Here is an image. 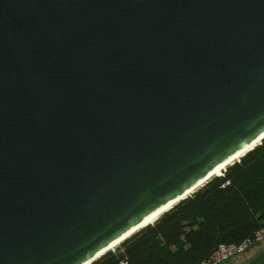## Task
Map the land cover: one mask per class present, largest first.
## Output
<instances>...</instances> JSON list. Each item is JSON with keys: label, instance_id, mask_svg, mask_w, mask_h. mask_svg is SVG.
Returning <instances> with one entry per match:
<instances>
[{"label": "water", "instance_id": "1", "mask_svg": "<svg viewBox=\"0 0 264 264\" xmlns=\"http://www.w3.org/2000/svg\"><path fill=\"white\" fill-rule=\"evenodd\" d=\"M263 134L264 0H0V264H91Z\"/></svg>", "mask_w": 264, "mask_h": 264}, {"label": "trees", "instance_id": "2", "mask_svg": "<svg viewBox=\"0 0 264 264\" xmlns=\"http://www.w3.org/2000/svg\"><path fill=\"white\" fill-rule=\"evenodd\" d=\"M263 227L264 139L91 264H200L219 245L241 243Z\"/></svg>", "mask_w": 264, "mask_h": 264}, {"label": "built area", "instance_id": "3", "mask_svg": "<svg viewBox=\"0 0 264 264\" xmlns=\"http://www.w3.org/2000/svg\"><path fill=\"white\" fill-rule=\"evenodd\" d=\"M264 241V227L253 238L246 239L241 243L221 244L213 254L200 264H223L232 256L242 253L255 243Z\"/></svg>", "mask_w": 264, "mask_h": 264}, {"label": "bare ground", "instance_id": "4", "mask_svg": "<svg viewBox=\"0 0 264 264\" xmlns=\"http://www.w3.org/2000/svg\"><path fill=\"white\" fill-rule=\"evenodd\" d=\"M264 136V134H263ZM263 138V137H262ZM260 138L253 144L251 145L249 148L239 152L237 155H235L233 158L227 160L226 162L218 165L209 175V177L206 179H210L211 177L215 176V175H221L223 174L224 170L228 167V165H230L232 162L238 160L244 153V151L250 149L253 146H256V144H258L260 142ZM206 182V181H205ZM190 193V192H189ZM176 203V201L170 202L168 204H166L165 206L161 207L160 209H158L157 211L151 213L150 215H148L142 222L141 224H139L136 228H134L133 230L129 231L127 234H125L124 236H122L121 238L117 239L116 241H114L113 243H111L107 248H105L102 252H106L108 250H112L114 249L120 242H122L126 237H128L130 234H133L135 231H137V229H140L144 226H147L149 223H153L156 219H158V217L160 215H162L165 211H167L171 206H173Z\"/></svg>", "mask_w": 264, "mask_h": 264}, {"label": "rangeland", "instance_id": "5", "mask_svg": "<svg viewBox=\"0 0 264 264\" xmlns=\"http://www.w3.org/2000/svg\"><path fill=\"white\" fill-rule=\"evenodd\" d=\"M264 250V242L250 246L247 250L242 253H238L232 256L229 260L223 264H245L253 258L256 251Z\"/></svg>", "mask_w": 264, "mask_h": 264}]
</instances>
